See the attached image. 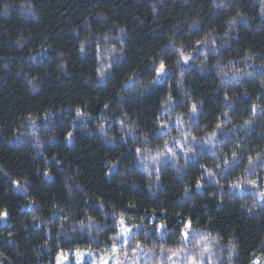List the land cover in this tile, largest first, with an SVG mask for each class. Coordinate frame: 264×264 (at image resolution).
I'll return each mask as SVG.
<instances>
[{
	"label": "trees",
	"instance_id": "obj_1",
	"mask_svg": "<svg viewBox=\"0 0 264 264\" xmlns=\"http://www.w3.org/2000/svg\"><path fill=\"white\" fill-rule=\"evenodd\" d=\"M262 7L0 0V264L137 244L134 264L204 244L201 264H264Z\"/></svg>",
	"mask_w": 264,
	"mask_h": 264
},
{
	"label": "snow or ice",
	"instance_id": "obj_2",
	"mask_svg": "<svg viewBox=\"0 0 264 264\" xmlns=\"http://www.w3.org/2000/svg\"><path fill=\"white\" fill-rule=\"evenodd\" d=\"M30 7V6H29ZM262 11H264V7H262ZM232 23H235V19L232 21ZM121 31H123V29H121ZM198 43H200L198 41ZM83 50V49H81ZM179 51V50H178ZM180 58H181V61L185 64H187L191 57L190 56H187V55H184L183 52L180 53ZM180 61H178L179 63ZM155 73H156V77L157 79L159 80L160 78H162L165 74H166V65L164 63L163 60L160 61L159 65L155 68ZM101 77H103V71H101L100 73ZM227 98V97H226ZM169 102L171 101V96H169ZM108 105H105V108H107ZM76 115L77 116H83L84 113L79 109L77 108L76 110ZM191 113L195 114L196 111H197V108H196V105H193V107L191 108ZM256 111V106L254 105L253 106V112ZM246 124L250 123V121H245ZM164 128H167L168 125L167 124H164L163 125ZM217 127H219V125H217ZM72 133H68V136L71 137ZM212 135L214 136L215 133H212ZM193 139L195 140V137H193ZM208 141H205V143H207ZM167 142L165 144V147L167 148ZM139 149H137V152L139 153ZM191 151V149H190ZM235 155V154H234ZM227 163V162H226ZM252 161L250 160L249 161V164L252 165ZM45 175H48V173H45ZM209 175H211V173L209 172ZM13 183H16L15 181ZM247 183L251 184L252 186L255 187L256 185V181H247ZM199 183L197 184V187H199ZM237 188L240 187L239 184H236L235 185ZM261 197H264V192L260 193ZM7 216V212H0V218H4ZM119 225H120V232L118 233V236L117 237H114V241L116 239L119 238L120 235H123L125 237L129 236L130 235V229H128L127 227L124 226V220L121 219L119 222ZM166 228V225L161 223L159 225H156L155 227V231L157 233H160L161 235L164 234V229ZM192 229V225H191V221H187L184 223L183 225V228L181 229V237L183 238L182 239V243L184 242V240H187V238L189 237V234H190V230ZM125 243H127V240H125ZM155 247V246H154ZM152 251V249H147V248H141L140 244H137L136 247L133 249L132 251V255L129 256V254L127 252L123 253L124 255V258L126 260H131L133 261V264L136 260V256L138 253H141V252H150ZM160 251L161 253H164V252H168L170 253V256L168 257L169 260H171L172 257H176L178 255H180L181 253H184V249L183 248H178V249H170V248H165L163 245H161L160 247ZM112 252L113 254L116 253V249H115V246H113L112 248ZM205 252H210V249H209V246L207 244H204L201 248H200V251L198 253V257H203L204 256V253ZM85 253L81 252L80 250H77V253H76V256H77V261H76V264H80L81 260L83 259ZM88 255H91V251L88 252ZM211 255V253H210ZM198 257H194V256H186V260L188 261V264H201V261ZM67 254H64V253H61L57 256V264H64V261L67 260ZM100 264H108V261L107 259L105 258H101L100 260ZM117 264H119V262H117ZM255 264V262H254Z\"/></svg>",
	"mask_w": 264,
	"mask_h": 264
},
{
	"label": "rangeland",
	"instance_id": "obj_3",
	"mask_svg": "<svg viewBox=\"0 0 264 264\" xmlns=\"http://www.w3.org/2000/svg\"><path fill=\"white\" fill-rule=\"evenodd\" d=\"M81 252L85 253V255L81 260L80 264H100L101 258L107 259L108 264H117V262H119V264H133V261L126 260L124 258L123 253H115L107 256H102L96 253H91V255H88L89 251H81ZM76 253L77 251L68 252L67 253L68 258L67 260L64 261V264H76L77 261Z\"/></svg>",
	"mask_w": 264,
	"mask_h": 264
}]
</instances>
